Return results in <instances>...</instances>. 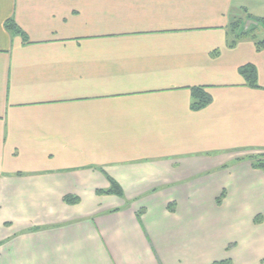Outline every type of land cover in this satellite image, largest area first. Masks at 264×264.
Wrapping results in <instances>:
<instances>
[{"label":"crops","instance_id":"obj_1","mask_svg":"<svg viewBox=\"0 0 264 264\" xmlns=\"http://www.w3.org/2000/svg\"><path fill=\"white\" fill-rule=\"evenodd\" d=\"M247 14L264 0H0V264H264Z\"/></svg>","mask_w":264,"mask_h":264},{"label":"trees","instance_id":"obj_2","mask_svg":"<svg viewBox=\"0 0 264 264\" xmlns=\"http://www.w3.org/2000/svg\"><path fill=\"white\" fill-rule=\"evenodd\" d=\"M246 19H249L253 22V25L244 28V22L239 19L236 21H233L230 25V39L228 42V45L230 47H233L237 41L245 38H249L253 41L255 47L257 50L264 49V37L258 36L256 33L257 29H264V18L261 17H254L249 14L246 15ZM5 28L11 33V34H18L23 36V38H26L25 34L20 30V28L17 26V24L12 20L9 19L5 22ZM238 73L241 75V77L244 79L245 83L249 87L257 88L258 82H257V70L256 67L251 63H246L244 65H241L238 68ZM191 108L193 110H199L203 107H205L210 101L211 96L209 92L203 88V87H193L191 89ZM244 159L248 160L254 169H259L264 174V154L261 155H249L245 157ZM109 187L107 189L103 190H97V193L99 194H113L119 197H123V190L120 187V185L111 177L107 176ZM225 196V191L222 192V194L217 198V203H220L221 199ZM65 202L67 203H74L77 201V197L72 196H66L64 198ZM170 206V205H169ZM172 209V208H171ZM212 264H234L230 259H224L220 261H215Z\"/></svg>","mask_w":264,"mask_h":264},{"label":"rangeland","instance_id":"obj_3","mask_svg":"<svg viewBox=\"0 0 264 264\" xmlns=\"http://www.w3.org/2000/svg\"><path fill=\"white\" fill-rule=\"evenodd\" d=\"M261 154H264V152H258V153H255V154H253V155H261ZM249 156V155H248ZM245 157H247V156H245ZM245 157H239V158H237V160L236 161H239V160H246V159H244ZM248 161V160H247ZM249 162V161H248ZM250 163V162H249ZM257 170H259V169H257ZM259 171H261V170H259ZM262 172V171H261ZM263 173V172H262ZM264 175V174H263ZM224 190H222V192H223ZM222 192H221V194H222ZM220 194V195H221ZM225 194H226V192H225ZM223 199V198H222ZM222 199H221V201H222ZM217 200V199H216ZM221 201H220V203H221ZM216 203H217V201H216ZM220 203H217V204H220ZM258 216V215H257ZM255 222H256V218H255V220H254Z\"/></svg>","mask_w":264,"mask_h":264}]
</instances>
